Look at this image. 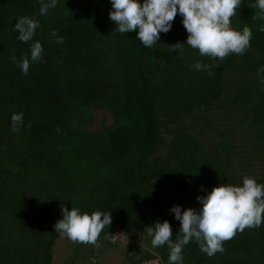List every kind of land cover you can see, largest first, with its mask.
<instances>
[{"label": "trees", "instance_id": "obj_1", "mask_svg": "<svg viewBox=\"0 0 264 264\" xmlns=\"http://www.w3.org/2000/svg\"><path fill=\"white\" fill-rule=\"evenodd\" d=\"M255 3L243 0L231 19L237 30L245 25L251 29V47L223 61L206 56L207 64L218 65L210 76L192 67L204 56L186 45L188 33L179 13L170 31L161 33L157 45L148 49L136 39L138 31H114L111 0H57L46 15H40V0H0V264H50L54 224L63 218L62 207L71 211L73 205L89 214L112 212V224L102 234L167 220L176 239L179 233L163 202L149 193L162 180L150 160L154 119L172 106L181 117L196 106L210 107L223 97L222 72L232 65L248 71L250 81L237 90L245 98L259 96L264 119V73L258 74L264 67V32L259 31L264 20L253 19ZM25 15L40 25L27 43L14 30ZM53 30L64 37L63 43L56 42ZM37 40L43 45L42 59L30 62L25 75L18 64L24 55L30 59V46ZM176 43L185 44L183 55L169 50ZM169 56L174 60H165ZM173 63L186 74L180 85L170 79ZM90 68L103 73L118 96L113 123L95 131L75 124L80 118L77 101L83 99L80 80ZM175 90L180 97L170 102ZM21 112L23 122L13 131L11 117ZM176 140L181 151L196 152L200 146L183 131ZM214 169L220 176L224 166ZM258 232V246L264 247V225ZM156 249L168 264L167 245ZM182 255L183 264L253 263L229 256L227 247L209 257L195 240L184 246ZM151 256L142 255L131 264Z\"/></svg>", "mask_w": 264, "mask_h": 264}, {"label": "rangeland", "instance_id": "obj_2", "mask_svg": "<svg viewBox=\"0 0 264 264\" xmlns=\"http://www.w3.org/2000/svg\"><path fill=\"white\" fill-rule=\"evenodd\" d=\"M206 58L204 56L199 62L207 64ZM165 60L174 59L169 56ZM174 65L170 79L172 83L180 85L186 74L175 70ZM166 66L169 68V65ZM84 72L80 80L83 99L78 100L79 104L76 105L80 118H76L75 124L80 122L82 127L90 131L102 130L113 123L118 96L112 93L113 85L103 73L94 68ZM248 77V71L243 66L232 65L222 72L223 97L210 107L196 106L190 114L182 112L184 116L181 117L172 106L173 110H161L156 115L157 119H154L156 135L152 137L150 160L162 180L151 186L149 193L163 202L177 233L181 223L170 211L173 206H181L182 211L201 208L198 196L207 195L214 186L222 183L240 186L245 175L264 184V119L258 110L259 96L254 94L245 98L237 90L250 81ZM179 97L180 92L175 90L170 102H175ZM182 131L196 138L200 143L198 151H181L176 138ZM218 164L224 166L220 176L214 169ZM145 228L115 229L113 233L116 238L108 240L99 249L98 264H131L132 259L142 255L152 256L141 264H167L157 249L151 246V238L144 233ZM258 228L237 231L234 238L224 242V249L227 247L229 256L248 259L253 262L251 264H264V247L258 246ZM246 233L249 236L246 237ZM91 246L73 243L57 233L50 264H91Z\"/></svg>", "mask_w": 264, "mask_h": 264}, {"label": "clouds", "instance_id": "obj_3", "mask_svg": "<svg viewBox=\"0 0 264 264\" xmlns=\"http://www.w3.org/2000/svg\"><path fill=\"white\" fill-rule=\"evenodd\" d=\"M243 0H111L112 11L110 19L116 25L114 31L121 34L137 32L136 39L148 49L157 45L161 33H168L179 13L183 17V26L188 33L186 45L198 50L200 56L212 60L223 61L229 55H243L251 47L252 31L245 25L242 31L231 25ZM40 15H46L50 8L57 5V0H40ZM258 9L253 19L264 20V0H256L251 6ZM39 21L34 17L21 16L14 25L19 33L18 39L29 42L36 34ZM264 32V26L259 28ZM52 36L57 37V43H63L64 37L53 30ZM184 43H176L169 47L171 52L184 53ZM43 45L37 40L30 46V59L24 55L18 64L23 74H27L30 62L42 59ZM13 61L16 57H12ZM215 64L195 62L196 70L208 71ZM264 73V67L258 70ZM264 84V79L261 80ZM12 130L18 131V125L23 122V113H14L11 117ZM201 208L181 209L175 205L170 210L181 227L176 239H173L171 224L156 222L145 228L144 233L151 238V246L159 248L167 245L169 249L168 264H183V248L195 240L201 252L209 257L223 253L224 242L230 241L246 228H258L264 224V184L249 175H245L242 185L231 183L214 186L207 195L197 197ZM63 218L54 224L56 233L66 237L73 243L98 247V238L112 224V212L94 211L89 214L74 205L71 211L62 207Z\"/></svg>", "mask_w": 264, "mask_h": 264}, {"label": "water", "instance_id": "obj_4", "mask_svg": "<svg viewBox=\"0 0 264 264\" xmlns=\"http://www.w3.org/2000/svg\"><path fill=\"white\" fill-rule=\"evenodd\" d=\"M103 236L98 238V247H95L94 252L90 255V260L94 264H98L99 249L101 246L105 245L108 240H113L116 238L115 233L102 234Z\"/></svg>", "mask_w": 264, "mask_h": 264}]
</instances>
